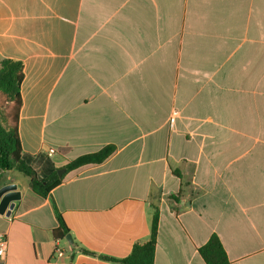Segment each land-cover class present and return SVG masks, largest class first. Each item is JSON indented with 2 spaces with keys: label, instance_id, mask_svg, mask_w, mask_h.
Masks as SVG:
<instances>
[{
  "label": "crops",
  "instance_id": "1",
  "mask_svg": "<svg viewBox=\"0 0 264 264\" xmlns=\"http://www.w3.org/2000/svg\"><path fill=\"white\" fill-rule=\"evenodd\" d=\"M6 59L24 66L18 131L40 179L116 148L46 197L5 173L21 194L0 214L6 264H122L101 256L147 243L156 208L154 264H205L213 234L229 264H264V0H0Z\"/></svg>",
  "mask_w": 264,
  "mask_h": 264
},
{
  "label": "trees",
  "instance_id": "2",
  "mask_svg": "<svg viewBox=\"0 0 264 264\" xmlns=\"http://www.w3.org/2000/svg\"><path fill=\"white\" fill-rule=\"evenodd\" d=\"M24 80V66L21 61L6 59L0 65V181L4 173L17 171L28 177L31 188L41 196H48L49 193L62 183L63 175L60 177L54 173L47 179H40L37 172L29 166L23 158V149L19 138V114L22 107L21 85ZM116 148L113 145L104 147L102 150L78 157L68 163L65 172L78 169L89 164H101L110 157ZM173 173L181 177L179 171ZM182 191L173 194L171 199L180 203ZM55 214L59 222V228L54 230L57 239L65 238L69 229L66 226L61 213L55 207ZM159 230V211L156 208L151 236L147 243L135 245L131 254L125 259L118 260L101 256L104 260L120 262L122 264H154ZM84 253L95 256V253L85 251ZM199 255L205 264H229L228 255L223 244L216 234H213L208 242L198 248Z\"/></svg>",
  "mask_w": 264,
  "mask_h": 264
},
{
  "label": "water",
  "instance_id": "3",
  "mask_svg": "<svg viewBox=\"0 0 264 264\" xmlns=\"http://www.w3.org/2000/svg\"><path fill=\"white\" fill-rule=\"evenodd\" d=\"M65 173V169L58 171V175L61 177ZM21 197L20 192L17 190V186L14 184L6 185L0 189V214L10 216L11 210L15 206V201ZM66 239L70 244L73 243L71 236L68 234Z\"/></svg>",
  "mask_w": 264,
  "mask_h": 264
},
{
  "label": "built area",
  "instance_id": "4",
  "mask_svg": "<svg viewBox=\"0 0 264 264\" xmlns=\"http://www.w3.org/2000/svg\"><path fill=\"white\" fill-rule=\"evenodd\" d=\"M175 115H176V113L171 115V117L169 119V122L171 125L174 124ZM8 244L9 243H8L7 236L5 234H0V264H6Z\"/></svg>",
  "mask_w": 264,
  "mask_h": 264
},
{
  "label": "rangeland",
  "instance_id": "5",
  "mask_svg": "<svg viewBox=\"0 0 264 264\" xmlns=\"http://www.w3.org/2000/svg\"><path fill=\"white\" fill-rule=\"evenodd\" d=\"M15 173L17 172V171H14ZM4 175H5V173H4ZM4 175H3V178H4ZM12 175H14V174H12Z\"/></svg>",
  "mask_w": 264,
  "mask_h": 264
}]
</instances>
